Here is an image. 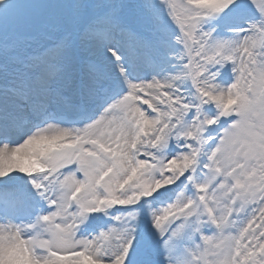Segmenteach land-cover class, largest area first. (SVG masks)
I'll return each instance as SVG.
<instances>
[{
	"label": "snow or ice",
	"instance_id": "obj_1",
	"mask_svg": "<svg viewBox=\"0 0 264 264\" xmlns=\"http://www.w3.org/2000/svg\"><path fill=\"white\" fill-rule=\"evenodd\" d=\"M0 264H264V0H0Z\"/></svg>",
	"mask_w": 264,
	"mask_h": 264
}]
</instances>
